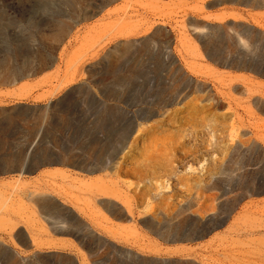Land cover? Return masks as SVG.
I'll list each match as a JSON object with an SVG mask.
<instances>
[{
  "label": "rangeland",
  "instance_id": "obj_1",
  "mask_svg": "<svg viewBox=\"0 0 264 264\" xmlns=\"http://www.w3.org/2000/svg\"><path fill=\"white\" fill-rule=\"evenodd\" d=\"M204 1L0 0V264H264V33Z\"/></svg>",
  "mask_w": 264,
  "mask_h": 264
},
{
  "label": "crops",
  "instance_id": "obj_2",
  "mask_svg": "<svg viewBox=\"0 0 264 264\" xmlns=\"http://www.w3.org/2000/svg\"><path fill=\"white\" fill-rule=\"evenodd\" d=\"M203 5L205 12L200 11L199 16L207 24L224 26L228 23H236L264 33V17L262 16L264 13V0H205ZM128 122L131 121L126 120L122 123L123 128ZM113 136L119 138L116 133ZM114 152L118 153V150L115 149ZM107 158L101 156L95 165L90 164V168L96 167L105 170L107 168Z\"/></svg>",
  "mask_w": 264,
  "mask_h": 264
},
{
  "label": "bare ground",
  "instance_id": "obj_3",
  "mask_svg": "<svg viewBox=\"0 0 264 264\" xmlns=\"http://www.w3.org/2000/svg\"><path fill=\"white\" fill-rule=\"evenodd\" d=\"M152 117V114L151 115H147L145 114L143 117H142V120H150ZM135 126H134V123L133 122H128L124 125V128L121 130V132L118 133V141L121 142V143H125L126 142V139L128 137L129 134L132 133V131L134 130Z\"/></svg>",
  "mask_w": 264,
  "mask_h": 264
}]
</instances>
